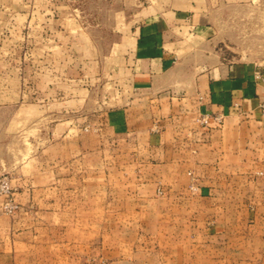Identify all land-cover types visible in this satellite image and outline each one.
Here are the masks:
<instances>
[{
    "label": "crops",
    "instance_id": "crops-1",
    "mask_svg": "<svg viewBox=\"0 0 264 264\" xmlns=\"http://www.w3.org/2000/svg\"><path fill=\"white\" fill-rule=\"evenodd\" d=\"M242 1L169 0L167 8L148 14L122 40L116 51L120 65L112 73L120 76L125 92L122 104L105 113V124L129 143L121 149L128 152L122 168L133 176L118 180L122 192L107 194L105 213L98 215L83 205L97 202L98 194L83 200L81 179L64 173L54 210L57 240L34 237L49 227L32 225L31 237L18 241L16 226H1L10 219L0 214V264H90L97 252L110 264H194L193 250L199 246L208 255L205 264H264V116L258 108L264 80L256 79L264 65L226 64L218 45L211 47L221 40L214 26L223 24L214 15ZM185 29L192 33L184 34ZM202 117L210 118L208 124L197 122ZM76 165L61 163L58 170ZM158 185L168 191L164 198L155 197ZM35 194L29 189L23 197L31 200ZM42 198L49 200L46 190ZM151 206L154 218L170 219L161 221L163 236L153 255L144 245L135 249L114 238L126 226H107L113 236L99 245L81 236L83 218H140ZM233 218L241 224L219 220ZM195 240L203 243L194 245ZM179 250H185L180 259Z\"/></svg>",
    "mask_w": 264,
    "mask_h": 264
},
{
    "label": "rangeland",
    "instance_id": "rangeland-1",
    "mask_svg": "<svg viewBox=\"0 0 264 264\" xmlns=\"http://www.w3.org/2000/svg\"><path fill=\"white\" fill-rule=\"evenodd\" d=\"M168 3L0 0V189L9 187L10 193L0 190V214L10 219L1 226H16L18 241L31 237L32 225L49 227L34 237L57 240L59 219L54 210L58 208L57 192L63 189L58 180L64 179V173L81 179L78 189L83 200L98 194L97 202L83 203L98 215L105 213L103 199L107 194L122 192V176H133L132 171L122 168L128 152L122 154L121 149L129 143L113 136L105 124V113L122 104L125 92L120 76L112 70L120 65L116 51L122 40L133 34L144 17L167 8ZM214 18L223 21L214 26L221 40L211 45H218L221 60L230 65H264V0L227 5ZM182 32L192 33L187 29ZM202 119L197 122L203 124ZM68 162L77 163L75 170H58L61 163ZM29 189L36 191L31 200L23 197ZM195 189L192 184L190 190ZM42 190L49 200L43 201ZM167 192L164 185H158L154 193L160 199ZM150 208L140 218H83L81 236L99 245L113 236L107 233V226H126L128 229L114 234V238L130 242L135 249L144 245L146 254L153 255L154 245L159 246L163 236L161 221L168 224L170 219L154 218L153 206ZM41 210L51 215L37 217ZM219 220L241 224L236 218ZM202 243L194 241V245ZM184 256L185 250H179V259ZM205 257V251L195 247L194 264H205ZM89 263L110 261L97 252Z\"/></svg>",
    "mask_w": 264,
    "mask_h": 264
},
{
    "label": "built area",
    "instance_id": "built-area-1",
    "mask_svg": "<svg viewBox=\"0 0 264 264\" xmlns=\"http://www.w3.org/2000/svg\"><path fill=\"white\" fill-rule=\"evenodd\" d=\"M256 79L257 80H264V74H262L261 72L257 73ZM258 108H259V111L261 112V114L264 116V101L259 104ZM209 119H210L209 117H203L202 123L203 124H208ZM214 119L219 124H222L223 123V117L222 116H217ZM191 189H194V188L191 187ZM0 190L3 191L4 193H7L8 195L10 194L9 193V187H1ZM159 193L162 194V191H159ZM7 207H9V206H7ZM11 208H13V207H11Z\"/></svg>",
    "mask_w": 264,
    "mask_h": 264
}]
</instances>
